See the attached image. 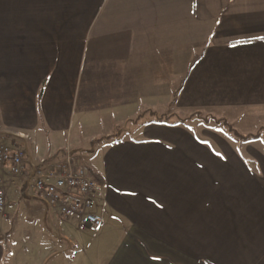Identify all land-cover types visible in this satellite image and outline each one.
<instances>
[{
    "label": "crops",
    "instance_id": "obj_1",
    "mask_svg": "<svg viewBox=\"0 0 264 264\" xmlns=\"http://www.w3.org/2000/svg\"><path fill=\"white\" fill-rule=\"evenodd\" d=\"M261 37L264 0H0V143L80 155L104 219L7 178L0 264H264V151L199 118L264 128Z\"/></svg>",
    "mask_w": 264,
    "mask_h": 264
},
{
    "label": "built area",
    "instance_id": "obj_2",
    "mask_svg": "<svg viewBox=\"0 0 264 264\" xmlns=\"http://www.w3.org/2000/svg\"><path fill=\"white\" fill-rule=\"evenodd\" d=\"M26 141H31L28 135L18 134L16 140L0 143V214L7 207V178H20L28 194L59 217H78L91 228H100L104 222L97 201L100 185L83 158L67 148L34 158Z\"/></svg>",
    "mask_w": 264,
    "mask_h": 264
},
{
    "label": "rangeland",
    "instance_id": "obj_3",
    "mask_svg": "<svg viewBox=\"0 0 264 264\" xmlns=\"http://www.w3.org/2000/svg\"><path fill=\"white\" fill-rule=\"evenodd\" d=\"M199 118L203 119L204 121L209 122L210 123L209 128L213 131L218 132V134L221 137L227 140L229 144L232 145L237 150L241 151L242 149L244 150L246 148L252 147L253 149H256L258 151H261V152L264 151V129L262 130V134L260 135L258 140L251 141V140H246V139H240L239 137L237 138L234 133L229 132L228 127L225 124H222L219 126L215 125L216 123L213 118H207L206 116H199ZM217 123H220V122L218 121ZM89 149H91V144H90ZM84 157H87V155H85ZM83 161H85V159H83ZM91 234L96 235L95 233H91ZM16 248H18V244Z\"/></svg>",
    "mask_w": 264,
    "mask_h": 264
},
{
    "label": "trees",
    "instance_id": "obj_4",
    "mask_svg": "<svg viewBox=\"0 0 264 264\" xmlns=\"http://www.w3.org/2000/svg\"><path fill=\"white\" fill-rule=\"evenodd\" d=\"M227 125H228V127H229V129H230V131L232 132V133H234L237 137H239L240 139H246V140H258V138L260 137V135L262 134V130L264 129H261V131L259 130L258 132H257V134H252V135H248V136H245V135H242V134H240V133H238L237 131H235L234 129H233V127L232 126H230L228 123H226ZM120 137V134H118V133H116L115 135H112V136H109V137H107V138H97L94 142H92L91 143V149L92 148H94V144L96 143V142H102V141H104L105 139H112V138H119ZM96 177V176H95ZM96 180H97V182H101L100 181V179H98L97 177H96Z\"/></svg>",
    "mask_w": 264,
    "mask_h": 264
},
{
    "label": "snow or ice",
    "instance_id": "obj_5",
    "mask_svg": "<svg viewBox=\"0 0 264 264\" xmlns=\"http://www.w3.org/2000/svg\"><path fill=\"white\" fill-rule=\"evenodd\" d=\"M261 39H264V37H261Z\"/></svg>",
    "mask_w": 264,
    "mask_h": 264
}]
</instances>
